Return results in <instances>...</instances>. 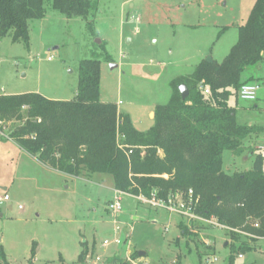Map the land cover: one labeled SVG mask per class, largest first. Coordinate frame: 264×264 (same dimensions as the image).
Returning <instances> with one entry per match:
<instances>
[{
  "label": "rangeland",
  "instance_id": "obj_1",
  "mask_svg": "<svg viewBox=\"0 0 264 264\" xmlns=\"http://www.w3.org/2000/svg\"><path fill=\"white\" fill-rule=\"evenodd\" d=\"M254 3L93 0L87 19H67L52 9L50 0H43L44 17L28 22V45L13 42L11 34L0 36V95L36 93L71 101L77 94L80 62L97 60L99 101L117 105L138 132L146 133L154 125L155 108L169 102L172 81L190 76L209 58L222 63ZM249 79L261 86L256 101L229 103L240 125L264 127V65L245 69L241 80ZM7 136L4 132L0 137V194L10 198L0 206V264H77L84 248H94L100 261L135 251L146 254L147 264H199L196 247L203 252V241L211 245L207 251L213 250V264H227L231 245L244 240L230 238L219 227L197 223L189 228L184 219L128 195L120 197L122 212L114 216L105 209L115 195L110 176L75 179L55 174ZM243 158L225 152L223 171L250 170L253 160ZM194 230L197 235L190 233ZM249 245L250 251L234 254V264H264V238ZM132 255L113 264H141Z\"/></svg>",
  "mask_w": 264,
  "mask_h": 264
},
{
  "label": "trees",
  "instance_id": "obj_2",
  "mask_svg": "<svg viewBox=\"0 0 264 264\" xmlns=\"http://www.w3.org/2000/svg\"><path fill=\"white\" fill-rule=\"evenodd\" d=\"M50 2L67 19H87L94 7L93 0ZM44 14L43 0H0V36L11 34L13 42L28 45V22ZM257 65H264V0H255L222 63L202 61L190 76L171 82L170 100L155 108L154 125L146 133L138 132L117 105L99 101L100 64L84 60L71 101L36 93L0 95V137L8 132L25 153L64 175L110 176L113 189L130 196L149 198L156 192L166 200L192 190L199 198V216L215 219L230 238L244 239L231 245L228 263L234 264L235 253L250 251V243L264 238V151L252 146L264 141V127L240 125L229 103L238 99L242 85L255 82L242 81L241 75ZM180 85L189 91L185 100ZM225 152L250 157L251 169L224 172ZM182 232L187 235L186 228ZM35 252L33 244L32 257Z\"/></svg>",
  "mask_w": 264,
  "mask_h": 264
},
{
  "label": "built area",
  "instance_id": "obj_3",
  "mask_svg": "<svg viewBox=\"0 0 264 264\" xmlns=\"http://www.w3.org/2000/svg\"><path fill=\"white\" fill-rule=\"evenodd\" d=\"M261 88L259 83H249L244 84L240 87L238 91V99L242 101H248V102H255L257 99V92ZM199 89L203 91L205 95L208 94V91L203 88L201 85L199 86ZM118 146L120 149H123L124 146L118 143ZM257 150L264 151V146L259 145L257 147ZM114 198L109 201L106 204V210L114 215L118 216L122 212V206H121V199L120 197L123 195H128L122 192H118L114 190ZM130 196V195H128ZM135 198L140 204L148 206L152 209L158 210H164L169 215H176L182 219H184L190 228L193 223L201 222L208 225H212L214 227L223 228L226 230L225 227L219 225L215 219L210 218L206 219L201 216H199L196 213L197 206L199 204V198L196 197L192 190H189L187 192H175L174 194H171L168 196L166 200L158 199L156 197V192L152 193L149 198L138 195V196H131ZM10 200L7 193L0 194V206L8 203ZM239 259L242 258V255L238 256ZM216 258L211 256L206 259V264H213L216 262Z\"/></svg>",
  "mask_w": 264,
  "mask_h": 264
},
{
  "label": "crops",
  "instance_id": "obj_4",
  "mask_svg": "<svg viewBox=\"0 0 264 264\" xmlns=\"http://www.w3.org/2000/svg\"><path fill=\"white\" fill-rule=\"evenodd\" d=\"M119 111V110H118ZM120 112V111H119ZM121 113V112H120ZM132 123V122H131ZM15 144V143H14ZM16 145V144H15ZM259 145H261V146H264V144H258V145H256L255 146V148L257 149V147L259 146ZM17 146V145H16ZM18 147V146H17ZM19 148V147H18ZM20 149V148H19ZM22 152H24L22 149H20ZM25 153V152H24ZM25 154H27V153H25ZM28 155V154H27ZM29 156V155H28ZM29 157H31V156H29ZM38 165H40L41 167H43L44 169H46V170H48V171H51V172H53V173H55V174H58V175H64V174H62V173H59V172H57V171H55V170H52V169H50L49 167H47V166H44V165H42V164H40L38 161H36L33 157H31ZM245 158V159H244ZM243 159H244V161L246 160V161H248L249 159H250V157H248V156H245ZM67 176V175H66ZM68 177H70V176H68ZM92 177V176H91ZM90 177V178H91ZM70 178H75V177H70ZM85 177H76L75 179H84ZM4 191H5V189H3ZM9 209H11V207L9 206ZM134 220H136V218H134ZM198 224H202V225H206V226H208V224H205V223H201V222H197ZM197 223H193L192 225H191V227L193 226V228L196 226V224ZM188 226V225H187ZM208 227H210V229L212 228V227H214V226H212V225H209ZM195 229V228H194ZM181 231V230H180ZM190 232V231H189ZM190 233H192V234H196L197 235V231H191ZM181 235L185 238V234H183V232L181 231ZM192 237L194 236V235H191ZM195 237V236H194ZM193 240V239H192ZM204 242V244H203V246H204V249H203V252L202 251H200L199 252V249L196 247V251H197V256H198V258H199V264H206L205 262H206V259L207 258H209V257H211V256H213V255H210V254H212V251L209 253L208 251H209V246L211 247V245L210 244H208L207 242H205V241H203ZM35 244V243H34ZM227 244H228V241H226L225 242V246H227ZM186 245H187V243H186ZM36 247H37V245L35 244V250H36ZM207 248H208V251H207ZM187 250H188V254H190V248H189V246H187ZM207 251V252H206ZM135 251H133V252H128L127 253V256L125 257V258H123V257H120V256H117L116 254H113L112 256H110V257H107V258H103V259H101V261L98 259V257L96 256V252H95V250H94V248L92 249V251L91 252H89V250L88 249H83L80 253H79V255H78V263L77 264H113L115 261L116 262H120V261H122V260H125V259H127V257H129V256H131L133 253H134ZM82 253V258L81 259H79V256H80V254ZM37 254V250H36V252H35V255ZM145 257H146V254L144 255V256H142V257H139L138 256V258H139V260H140V263L141 264H147V261L145 260ZM34 258H35V256H34ZM177 258V257H176ZM178 259V258H177ZM123 262V261H122ZM227 264H229V263H227Z\"/></svg>",
  "mask_w": 264,
  "mask_h": 264
},
{
  "label": "water",
  "instance_id": "obj_5",
  "mask_svg": "<svg viewBox=\"0 0 264 264\" xmlns=\"http://www.w3.org/2000/svg\"><path fill=\"white\" fill-rule=\"evenodd\" d=\"M98 43H100V42H98ZM206 62L212 63L213 61L209 58V59L206 60ZM178 91H179V94H180V97H181L182 100H185L188 97V95H189V91H188V89H187V87L185 85H180L178 87ZM152 117H153V114H152ZM144 255H145L144 252H138V256L139 257H142Z\"/></svg>",
  "mask_w": 264,
  "mask_h": 264
}]
</instances>
